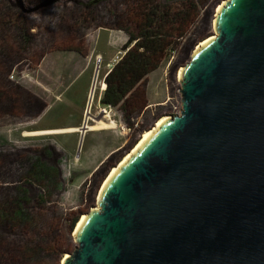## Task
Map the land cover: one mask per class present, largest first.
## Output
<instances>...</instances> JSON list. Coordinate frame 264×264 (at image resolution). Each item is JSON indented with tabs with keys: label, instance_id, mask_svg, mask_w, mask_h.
I'll use <instances>...</instances> for the list:
<instances>
[{
	"label": "water",
	"instance_id": "95a60500",
	"mask_svg": "<svg viewBox=\"0 0 264 264\" xmlns=\"http://www.w3.org/2000/svg\"><path fill=\"white\" fill-rule=\"evenodd\" d=\"M213 25L181 110L112 172L61 264H264V0H224Z\"/></svg>",
	"mask_w": 264,
	"mask_h": 264
},
{
	"label": "rangeland",
	"instance_id": "374dc122",
	"mask_svg": "<svg viewBox=\"0 0 264 264\" xmlns=\"http://www.w3.org/2000/svg\"><path fill=\"white\" fill-rule=\"evenodd\" d=\"M24 1L31 7L41 0ZM106 1L109 0H56L31 12L22 10L31 30L37 34L36 48L21 54L8 49V57L3 58L8 64L4 67L8 71L6 80L24 87L19 100L29 105L23 106L20 118L16 119L0 112V134H6L10 143L23 147L53 142L59 154L67 153L64 176L72 178L56 202L71 217L78 216L73 232L80 217L97 206L99 191L111 169L141 140L145 130L156 125L161 116L181 110L179 70L189 60L193 48L216 33L213 20L217 5L224 0H199L200 3L191 0L196 5V14L179 45L146 78L144 86L149 105L131 125L117 108L102 105L100 98L105 90L101 88V81L104 82L122 55L121 46L127 40L123 28L133 30L135 25L123 22L119 27L104 15L101 18L95 15L94 22L80 29L74 23L80 7L90 11ZM12 2L18 6L16 0ZM185 3L174 6L184 9L190 4ZM64 12L69 13L65 19L60 17ZM36 49L44 51L42 58L41 53L33 55ZM83 123L95 127L84 132ZM16 152V148H6L0 159L6 179L15 178L12 162ZM61 263L62 260L58 264Z\"/></svg>",
	"mask_w": 264,
	"mask_h": 264
},
{
	"label": "trees",
	"instance_id": "16d2710c",
	"mask_svg": "<svg viewBox=\"0 0 264 264\" xmlns=\"http://www.w3.org/2000/svg\"><path fill=\"white\" fill-rule=\"evenodd\" d=\"M183 2L190 4L184 9L174 6ZM195 7L191 0H109L97 9L80 7L75 13L78 29L103 15L119 27L123 22L135 25L133 30L123 28L127 40L104 79L106 87L100 98L102 105L117 108L129 125L149 105L146 78L179 45L196 14ZM68 14L60 13V17L65 19ZM36 40L22 9L12 0H0V112L12 119L20 118L23 106L29 103L19 100L24 87L6 80L4 67L8 64L3 58L8 57V49L17 54L31 52ZM38 53L42 54L36 49L33 55ZM6 148L17 152L12 162L14 179H6L0 164V264H58L74 248L71 232L78 217L68 215L56 202L72 178L64 176L67 153L59 154L53 142L23 147L0 134V159Z\"/></svg>",
	"mask_w": 264,
	"mask_h": 264
},
{
	"label": "bare ground",
	"instance_id": "6f19581e",
	"mask_svg": "<svg viewBox=\"0 0 264 264\" xmlns=\"http://www.w3.org/2000/svg\"><path fill=\"white\" fill-rule=\"evenodd\" d=\"M220 6H221V3L218 5L216 11H218V9H219ZM179 73H180V70H179ZM95 82H96V76H95V78H94V84H95ZM93 86H94V85H93ZM105 87H106V84H105L103 81H101V88H102V89H105ZM163 118H167V115H166V116H164V115L161 116L160 119L158 120V122L156 123V125H154V126H157L158 123H159ZM94 127H95V126L92 125V126L89 127V129H93ZM96 127H97V126H96ZM152 131H153V128H151L150 130H146V131L144 132V134H143L141 140H143V138L145 137V134H146L147 132H152ZM35 132H37V131H35ZM141 140H139V142H140ZM139 142H138V143H139ZM138 143L134 146L133 149H131L126 155L123 156L122 160L120 161V163H119L117 166L115 165V166L112 168V170L109 172L107 178L105 179L103 185L101 186V189H102V187L105 185V183L107 182V180H108V178L110 177V175L112 174V172L118 169V167L120 166V164L122 163V161H123L127 156H129V154L135 149V147L138 145ZM83 216H85V214H83L82 217H83ZM82 217H80V219H81ZM80 219H79V221H80ZM79 221H78V223H79ZM78 223H77V225H78Z\"/></svg>",
	"mask_w": 264,
	"mask_h": 264
},
{
	"label": "flooded vegetation",
	"instance_id": "af4514ba",
	"mask_svg": "<svg viewBox=\"0 0 264 264\" xmlns=\"http://www.w3.org/2000/svg\"><path fill=\"white\" fill-rule=\"evenodd\" d=\"M44 53V51H42V54ZM42 54L40 55L41 56V58H42Z\"/></svg>",
	"mask_w": 264,
	"mask_h": 264
},
{
	"label": "crops",
	"instance_id": "0c3cea01",
	"mask_svg": "<svg viewBox=\"0 0 264 264\" xmlns=\"http://www.w3.org/2000/svg\"><path fill=\"white\" fill-rule=\"evenodd\" d=\"M94 85V84H93Z\"/></svg>",
	"mask_w": 264,
	"mask_h": 264
}]
</instances>
